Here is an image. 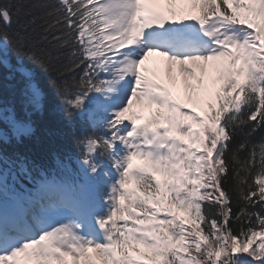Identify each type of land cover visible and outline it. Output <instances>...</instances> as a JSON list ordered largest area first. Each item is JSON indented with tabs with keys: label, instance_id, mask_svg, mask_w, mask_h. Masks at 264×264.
<instances>
[{
	"label": "snow or ice",
	"instance_id": "snow-or-ice-1",
	"mask_svg": "<svg viewBox=\"0 0 264 264\" xmlns=\"http://www.w3.org/2000/svg\"><path fill=\"white\" fill-rule=\"evenodd\" d=\"M0 264H264V0H0Z\"/></svg>",
	"mask_w": 264,
	"mask_h": 264
},
{
	"label": "trees",
	"instance_id": "trees-1",
	"mask_svg": "<svg viewBox=\"0 0 264 264\" xmlns=\"http://www.w3.org/2000/svg\"><path fill=\"white\" fill-rule=\"evenodd\" d=\"M17 107L21 110L23 115L22 106L20 104L19 96L16 97ZM33 119L34 127L36 129V137L41 140H47L49 134L52 131H57L58 139L57 143L60 145H67L71 148H75L73 143V129L69 126H59L57 125V116L49 108L43 115L34 114L31 117Z\"/></svg>",
	"mask_w": 264,
	"mask_h": 264
}]
</instances>
